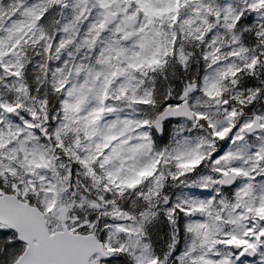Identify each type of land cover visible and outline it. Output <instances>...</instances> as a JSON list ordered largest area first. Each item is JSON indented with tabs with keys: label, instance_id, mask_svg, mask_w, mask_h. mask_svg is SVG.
Listing matches in <instances>:
<instances>
[{
	"label": "snow or ice",
	"instance_id": "snow-or-ice-1",
	"mask_svg": "<svg viewBox=\"0 0 264 264\" xmlns=\"http://www.w3.org/2000/svg\"><path fill=\"white\" fill-rule=\"evenodd\" d=\"M0 264H264V0H0Z\"/></svg>",
	"mask_w": 264,
	"mask_h": 264
}]
</instances>
